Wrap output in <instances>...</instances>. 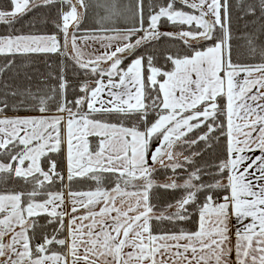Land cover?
Here are the masks:
<instances>
[{
	"label": "snow or ice",
	"instance_id": "snow-or-ice-1",
	"mask_svg": "<svg viewBox=\"0 0 264 264\" xmlns=\"http://www.w3.org/2000/svg\"><path fill=\"white\" fill-rule=\"evenodd\" d=\"M0 26V264H264V0H0Z\"/></svg>",
	"mask_w": 264,
	"mask_h": 264
},
{
	"label": "trees",
	"instance_id": "trees-1",
	"mask_svg": "<svg viewBox=\"0 0 264 264\" xmlns=\"http://www.w3.org/2000/svg\"><path fill=\"white\" fill-rule=\"evenodd\" d=\"M29 19H31V14L28 17H25L24 21H22L21 24H23L24 22H26ZM89 23H91V21H89ZM21 24H17V28H21ZM87 26L88 25H85V27H87ZM37 29L38 30H42V31H51V26L49 25V26H47V28L41 29L40 25H37ZM171 30H172L171 28H167V27L162 29V31H171ZM233 30H234V34L237 33V32H240V31H245V29H243V21L237 22L236 20H234L233 21ZM23 31L27 32V31H29V29L27 27H24ZM3 32H4L3 26H0V34H3ZM161 43H162V45L164 47H171V45H169V44H166L164 42H161ZM48 59H49L50 63L55 62L53 64V67H54V69H57L58 66H59L60 58L52 56V57H49ZM2 61H3V57H0V62H2ZM68 64H69L70 69H71L72 62H71L70 59L68 60ZM34 67L39 68L41 71H45V64H44L42 59H36V64L34 65ZM68 77H69L70 80L75 82L76 76L71 70H69V72H68ZM205 159H208V158L205 157ZM77 187H80V186H77ZM83 188H84V190H86L87 189V185H84Z\"/></svg>",
	"mask_w": 264,
	"mask_h": 264
},
{
	"label": "rangeland",
	"instance_id": "rangeland-1",
	"mask_svg": "<svg viewBox=\"0 0 264 264\" xmlns=\"http://www.w3.org/2000/svg\"><path fill=\"white\" fill-rule=\"evenodd\" d=\"M98 46V45H97Z\"/></svg>",
	"mask_w": 264,
	"mask_h": 264
}]
</instances>
